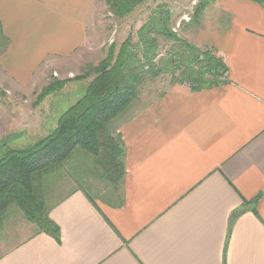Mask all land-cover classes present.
Segmentation results:
<instances>
[{"label":"crops","instance_id":"0c3cea01","mask_svg":"<svg viewBox=\"0 0 264 264\" xmlns=\"http://www.w3.org/2000/svg\"><path fill=\"white\" fill-rule=\"evenodd\" d=\"M98 1L0 0L3 86L40 82L49 61L84 47L88 57ZM193 37L227 82L138 92L117 118L120 202L71 188L49 211L58 235L20 234L0 264H264V2L215 0Z\"/></svg>","mask_w":264,"mask_h":264},{"label":"trees","instance_id":"16d2710c","mask_svg":"<svg viewBox=\"0 0 264 264\" xmlns=\"http://www.w3.org/2000/svg\"><path fill=\"white\" fill-rule=\"evenodd\" d=\"M144 1L105 0L109 11L118 18ZM214 1L199 0L195 4L190 17L194 27L199 23L200 14ZM170 22V9L165 3L158 4L137 30L136 42L126 38L116 54L111 45L97 66L88 64L82 74L72 78L90 80L84 95L59 116L51 132L26 147H8L2 151L0 227L8 207L15 205L23 218L34 225L35 232L57 236L59 227L49 218V211L63 197L52 202L49 198L53 190L51 183L58 171L61 177L73 179L74 172L83 167V163L80 168L76 166L81 157L87 160L95 176L112 186L120 202L125 175L124 144L113 122L137 98L146 77L167 73L171 82L186 84L192 91L227 82V66L216 50L198 48L180 38L169 26ZM157 36L171 42L163 55L159 54ZM63 83L53 79L42 88L38 100L57 91Z\"/></svg>","mask_w":264,"mask_h":264},{"label":"rangeland","instance_id":"374dc122","mask_svg":"<svg viewBox=\"0 0 264 264\" xmlns=\"http://www.w3.org/2000/svg\"><path fill=\"white\" fill-rule=\"evenodd\" d=\"M198 1L145 0L129 14L118 18L109 11L105 0H99L91 20L89 42L91 48L88 57L85 55L87 47H84V51L81 50L73 56L51 60L46 65L47 69L42 80L20 91H13L11 87L5 88L3 86L5 84L0 82V154L8 147L23 148L31 145L51 132L59 116L85 93L88 79L72 80V78L82 74L88 64L97 66L107 55L111 45H114V54H116L126 38L130 37L132 42H136L137 30L148 20L158 4L165 3L168 6L171 11L169 26L180 38L192 44L194 25L191 24L190 17ZM157 41L159 54H165L171 42L160 36H157ZM53 79L63 81L62 87L39 101L38 96L42 88L52 83ZM172 84L175 83L171 82V76L167 73L155 78L146 77L140 85L139 92L145 93L147 100L156 97ZM37 108L43 110L36 112ZM34 113H37L36 116ZM39 117L44 121L42 126L34 123L35 120L39 122ZM118 122V119L113 122V128L118 126ZM78 161L76 166L79 167L83 163V167H79L81 171L74 172L73 179L61 177L60 171L53 177L51 183L53 190L49 196L52 202L62 198L75 186L83 187L95 200L114 198L116 193L112 186L104 183L91 169L89 170L87 160L81 157ZM84 167L85 169H82ZM25 222L19 209L15 205H10L0 227V254L11 242L13 243V240L18 239L20 234H31L35 231L33 227L27 229L29 225H25Z\"/></svg>","mask_w":264,"mask_h":264}]
</instances>
